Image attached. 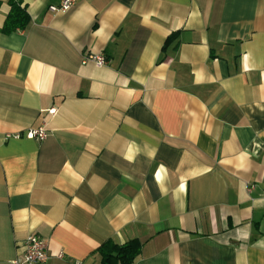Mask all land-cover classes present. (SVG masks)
I'll use <instances>...</instances> for the list:
<instances>
[{"label":"crops","instance_id":"1","mask_svg":"<svg viewBox=\"0 0 264 264\" xmlns=\"http://www.w3.org/2000/svg\"><path fill=\"white\" fill-rule=\"evenodd\" d=\"M21 1L3 32L0 0V264L33 233L38 264H123L100 248L130 240L127 264H264V0Z\"/></svg>","mask_w":264,"mask_h":264},{"label":"built area","instance_id":"2","mask_svg":"<svg viewBox=\"0 0 264 264\" xmlns=\"http://www.w3.org/2000/svg\"><path fill=\"white\" fill-rule=\"evenodd\" d=\"M77 0H60L58 5H50V11H65L71 8ZM88 59L92 60L97 66H102L106 63L104 56L99 54L88 55ZM50 113H55V109H49ZM46 129L42 127L29 128L25 132L28 138L44 139L46 136ZM49 257L48 247L45 239L38 234H30L26 237L23 244V253L16 258L14 264H38L44 263Z\"/></svg>","mask_w":264,"mask_h":264},{"label":"trees","instance_id":"3","mask_svg":"<svg viewBox=\"0 0 264 264\" xmlns=\"http://www.w3.org/2000/svg\"><path fill=\"white\" fill-rule=\"evenodd\" d=\"M9 11L5 16L1 27L3 32H11L17 29H23L29 21L28 13L21 0H8ZM170 38V37H169ZM168 39V38H167ZM139 243L136 240H130L123 244L111 242L104 243L100 250L104 261L119 260L123 264L132 261L139 250Z\"/></svg>","mask_w":264,"mask_h":264}]
</instances>
